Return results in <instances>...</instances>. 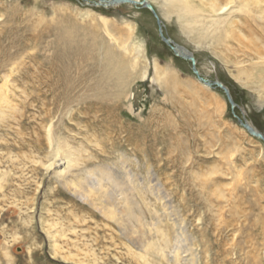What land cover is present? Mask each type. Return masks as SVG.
Masks as SVG:
<instances>
[{
    "label": "rangeland",
    "instance_id": "1",
    "mask_svg": "<svg viewBox=\"0 0 264 264\" xmlns=\"http://www.w3.org/2000/svg\"><path fill=\"white\" fill-rule=\"evenodd\" d=\"M131 7L0 0V78H15L13 108L0 111V264H144L114 219L46 169L57 145L47 141L50 124L72 153L67 181L100 170L134 180L133 235L166 256L153 253L151 263L264 264V143L239 125L225 93L200 82L161 40L153 12ZM243 16L236 19L245 27ZM161 20L203 77L229 87L235 113L264 133V98L241 71L249 50L232 39L233 50L217 53ZM108 49L124 64L125 87L109 79ZM167 67L221 95L224 113L208 92L165 82ZM105 185L116 195L122 186Z\"/></svg>",
    "mask_w": 264,
    "mask_h": 264
},
{
    "label": "bare ground",
    "instance_id": "2",
    "mask_svg": "<svg viewBox=\"0 0 264 264\" xmlns=\"http://www.w3.org/2000/svg\"><path fill=\"white\" fill-rule=\"evenodd\" d=\"M138 1H143V0H138ZM145 1H147L151 5L152 10L154 11L155 14H157L158 17H160V19L164 18L168 20L170 23L176 24L178 29L185 34L182 35L188 37L190 41L195 42L196 44L197 43L199 45L206 44L215 52L222 54V52L225 53L226 51L233 50L231 48L233 47V44L232 42H230V40L233 39L237 41L240 45H243V47L248 49L249 50L248 53L251 56L250 61L252 62H250V65H248L249 67L241 70L242 73L248 74L247 79L244 82V85L258 90L262 98H264V0H145ZM128 6L131 7L132 5H128ZM242 15H244L243 25L245 24L244 25L245 27L240 26L236 19L237 16H242ZM184 50L189 52L185 48ZM189 53L192 54V52ZM106 54H107L106 70L108 72L109 79H113V81H115L117 84L125 87L126 78L124 77L122 71L124 68L123 67L124 64L121 62L122 60H120L118 56L115 55L114 52H112L109 49L107 50ZM223 58L226 59L225 57ZM126 66L127 65H125V67ZM156 68L159 69L158 63H156ZM166 75L167 76L165 77L166 78L165 82L167 83H171V82L175 84L183 83L182 85L185 84L187 86L185 88H187V90L191 89L192 90L191 92H196L197 89H200L203 92H208L210 95H207V98L208 96H211V100H212L211 102H213L216 111H219V113L220 112L224 113L226 105L225 102L223 101L222 96L215 94L216 92L213 93L209 91L210 89L208 90L205 87H202L203 85L200 86V84L196 81L195 78H193V76H189L187 79L184 80L180 77L181 74L179 73V70L172 69L171 67L166 68ZM13 79L15 78L11 75L2 76L0 78V80L2 81V83L0 84V111L2 113H3L2 108L4 109H6L7 107L13 108L9 97L10 95L9 93L11 92V85L9 83L13 82ZM199 93L198 94L195 93L194 95L196 94L199 95ZM205 101L207 100L205 99ZM209 104L213 105L212 103ZM1 115H5V114H1ZM44 127L46 132V138L49 145L53 147L55 144H57L55 149L56 150L55 157L49 160L47 164H45L46 169L53 170L55 175L61 179L62 183L67 187V189H70L72 191V194L76 198H79L85 202H89L90 204H92V206H95L102 213L106 214V216L110 217L111 219H114L121 228L122 234L126 238H128V240L133 242V244L137 245L136 247L140 250L137 256L139 259L143 261L144 264H153L150 261L151 259L150 255H152L153 253H156L157 255H160L162 257H166L164 255V248L160 247L157 242L147 240L146 237H143V239L136 238L133 235L136 232L133 230L134 228L132 229L130 227L128 223V218L133 217L137 220H140V218L138 217V215L136 216L133 213L134 211L132 212L129 204L131 203L129 192L130 189H132L131 184L134 180L131 178L128 180L126 178L128 177L127 176L128 173L125 174L118 172L117 176L118 178L122 179V180L120 179L121 181H117L116 179L117 177H115V175H112L109 171H105V170H100V172H95L96 176H93L91 180H86L84 182H80L81 181L80 180L79 182L76 183L71 180L67 181L65 176L66 171L64 170L69 169L72 166V163H74L72 158V153L68 148H66L65 143L62 142L60 138L58 139V137L54 136V130L52 124ZM245 136L253 144H258V142L254 140L255 138H250L248 137L249 135L248 136L245 135ZM107 181L108 183L110 182L112 185L113 183L116 184L117 186L122 184V186L120 185L121 187L119 186L120 188L118 189L119 190L118 195H116L113 192H110L109 190H106L105 182ZM151 181L154 183V179H152ZM151 188L156 189L158 194L160 193L159 191H161V187L157 182L153 184ZM160 195L161 194H159V196ZM161 198L165 199L166 197L161 195ZM151 229L153 228L151 227ZM153 233H155V231ZM158 233L159 232H157V234ZM160 236L162 237L163 235H159V237ZM177 256H178V252L175 257L178 258Z\"/></svg>",
    "mask_w": 264,
    "mask_h": 264
},
{
    "label": "water",
    "instance_id": "3",
    "mask_svg": "<svg viewBox=\"0 0 264 264\" xmlns=\"http://www.w3.org/2000/svg\"><path fill=\"white\" fill-rule=\"evenodd\" d=\"M96 6H103L105 8L113 7V6H119V5H132L136 7H144L148 8L153 12L154 15H156L157 24L159 26V36L161 40L170 48V50L175 54V56L180 57L191 64L192 71L194 75L199 79L200 82H203L207 86L214 88V89H220L222 90L230 104L231 109L233 110L234 116L237 118V121L241 127H243L251 136L257 138L258 140L262 141L264 143V133L261 132L259 129H257L252 122H250L247 118L244 116H238L235 113V108L238 106L232 96L231 90L229 87H227L222 81L219 79L210 80L208 78H205L201 75L199 69L197 68V60L195 56L187 51H185L181 45L176 43L172 38H170L164 30V24L162 23V20L157 16V14L154 13L152 10L151 5L143 0H95Z\"/></svg>",
    "mask_w": 264,
    "mask_h": 264
}]
</instances>
